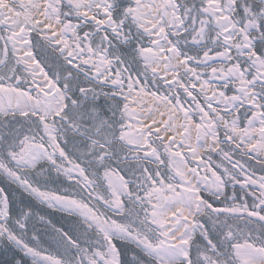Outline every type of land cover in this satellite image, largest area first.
<instances>
[{"label":"snow or ice","instance_id":"1","mask_svg":"<svg viewBox=\"0 0 264 264\" xmlns=\"http://www.w3.org/2000/svg\"><path fill=\"white\" fill-rule=\"evenodd\" d=\"M0 264H264V0H0Z\"/></svg>","mask_w":264,"mask_h":264}]
</instances>
